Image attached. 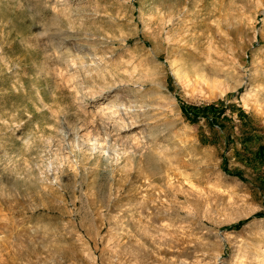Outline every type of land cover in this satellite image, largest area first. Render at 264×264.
Instances as JSON below:
<instances>
[{
    "label": "rangeland",
    "instance_id": "rangeland-1",
    "mask_svg": "<svg viewBox=\"0 0 264 264\" xmlns=\"http://www.w3.org/2000/svg\"><path fill=\"white\" fill-rule=\"evenodd\" d=\"M115 98L143 105L117 161L90 140L115 141ZM6 242L18 264H264V0H0Z\"/></svg>",
    "mask_w": 264,
    "mask_h": 264
},
{
    "label": "bare ground",
    "instance_id": "bare-ground-1",
    "mask_svg": "<svg viewBox=\"0 0 264 264\" xmlns=\"http://www.w3.org/2000/svg\"><path fill=\"white\" fill-rule=\"evenodd\" d=\"M81 44H79L80 46ZM71 68L76 69H84L85 74L80 79V84L84 86V88L87 87L88 83V75L91 74L92 70H98V67L90 68L88 65L83 62L79 57H75L70 60ZM93 74L90 75L92 77ZM75 77L74 75H71V78ZM120 85L117 81H109L107 79H104L100 81V83L95 84L91 89L89 88V95L90 98L93 99L95 97L105 96L109 95L111 92H113L116 88H118ZM122 95V94H121ZM123 96V95H122ZM116 97H120L118 94ZM124 97V96H123ZM117 98H115V101H108L105 105V107L102 108L103 110V119H106V122L102 123V128L105 132V136H109V132L107 131L108 128L111 127L112 124V130L116 129V139L112 143V145H105L106 140L100 141L99 139L95 138L94 136L93 140V149H96L97 151L103 152L107 157H112L115 159V161L118 160L119 156L121 154H124L126 152H130L132 154H136L137 152L142 153V146H140L137 141L139 137H143L142 132L139 133V136L136 139L128 138L126 133L128 131L132 130L136 126V120H134V116H136L137 113L142 112L143 105H139L137 108V105L134 100L132 101H126L123 102L122 100H118V103L116 102ZM110 124V127H109ZM149 139H154L153 135H148ZM119 149L122 151L119 152ZM3 201V199H2ZM4 226V225H3ZM242 238H240L238 241H241ZM18 245V244H17ZM1 249H4V246H0ZM8 251L4 252V257H0V264H18L17 260L20 258L21 253L20 251L10 242H6ZM13 248L16 250L13 251ZM164 251V250H160ZM131 258L134 260L132 264H140L141 260L138 256L134 255L131 256ZM244 260L243 250H239V254L234 259V264H241Z\"/></svg>",
    "mask_w": 264,
    "mask_h": 264
},
{
    "label": "trees",
    "instance_id": "trees-1",
    "mask_svg": "<svg viewBox=\"0 0 264 264\" xmlns=\"http://www.w3.org/2000/svg\"><path fill=\"white\" fill-rule=\"evenodd\" d=\"M214 105L197 106V105H182V111L186 116L196 118L200 113H205L209 110H213Z\"/></svg>",
    "mask_w": 264,
    "mask_h": 264
}]
</instances>
